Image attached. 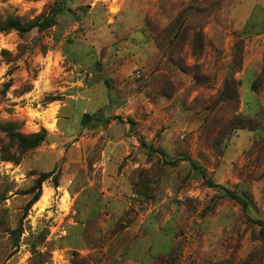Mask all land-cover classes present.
<instances>
[{
	"label": "rangeland",
	"instance_id": "rangeland-1",
	"mask_svg": "<svg viewBox=\"0 0 264 264\" xmlns=\"http://www.w3.org/2000/svg\"><path fill=\"white\" fill-rule=\"evenodd\" d=\"M57 4L0 33V264H264V0H0V20Z\"/></svg>",
	"mask_w": 264,
	"mask_h": 264
},
{
	"label": "trees",
	"instance_id": "trees-1",
	"mask_svg": "<svg viewBox=\"0 0 264 264\" xmlns=\"http://www.w3.org/2000/svg\"><path fill=\"white\" fill-rule=\"evenodd\" d=\"M64 11V9L62 8L61 4H57L54 8V13L51 15V17H48L47 19L41 21V22H36V23H32V24H21L18 20L16 19H8L6 21H1L0 20V33H7L9 31H17L21 34H25V33H29L32 30H38V31H44V30H48L52 27L55 26L56 24V18ZM101 114V115H100ZM98 115H94V116H89V115H85L82 119L81 125L84 128H89V129H96L98 128L100 125H105L107 123H109L110 119L108 118H103L102 113H100ZM12 137L18 142V144L22 147V148H26V149H32L35 148L37 146H39L42 142L45 141V136L42 135H33L30 137H26L23 136L21 134H14L13 132H11ZM192 166V169L195 172H198L204 179L206 178V173L205 171L198 166L195 162H193L192 160H189ZM49 179H53V183H54V187L56 189H58L59 187V183H58V177L54 176V173H49V174H44L42 175L39 180L38 183L35 187V189H37L39 192L38 194L31 200V202L29 203V206H32L33 204H35L40 196H41V189H42V185ZM208 184L213 186L212 182L208 181ZM228 196L230 198H233L237 201L243 202L244 200L231 192H228ZM261 235L264 238V228L263 226H261Z\"/></svg>",
	"mask_w": 264,
	"mask_h": 264
},
{
	"label": "bare ground",
	"instance_id": "bare-ground-1",
	"mask_svg": "<svg viewBox=\"0 0 264 264\" xmlns=\"http://www.w3.org/2000/svg\"><path fill=\"white\" fill-rule=\"evenodd\" d=\"M47 197H48V193L45 192V193H44V196H43V198H42V201H41V202H42V203H41V204H42V206H41L42 208L46 205Z\"/></svg>",
	"mask_w": 264,
	"mask_h": 264
}]
</instances>
